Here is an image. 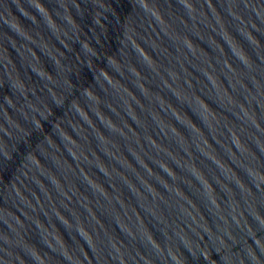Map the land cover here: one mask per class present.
I'll return each mask as SVG.
<instances>
[{
	"label": "water",
	"instance_id": "water-1",
	"mask_svg": "<svg viewBox=\"0 0 264 264\" xmlns=\"http://www.w3.org/2000/svg\"><path fill=\"white\" fill-rule=\"evenodd\" d=\"M0 264H264V0H0Z\"/></svg>",
	"mask_w": 264,
	"mask_h": 264
}]
</instances>
